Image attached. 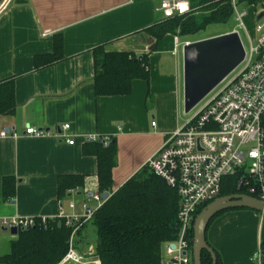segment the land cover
Segmentation results:
<instances>
[{
  "label": "crops",
  "instance_id": "0c3cea01",
  "mask_svg": "<svg viewBox=\"0 0 264 264\" xmlns=\"http://www.w3.org/2000/svg\"><path fill=\"white\" fill-rule=\"evenodd\" d=\"M156 2L12 0L0 13V82L15 80L17 105L13 116L0 117V132L13 129L17 134L0 137V217L72 222L77 216L73 247L84 264L98 259L96 243H87L94 226L84 217L85 205L97 209L89 196L99 192L98 160L84 154L85 139L108 137L117 145L111 172L116 192L186 124L179 114L184 111L183 47L202 40L167 35L156 42L146 33L163 18ZM58 41L62 58L37 69L35 58L53 54ZM101 47L106 53H133L140 59L145 55L148 81L133 80L129 95L97 96L94 51ZM62 125L70 126L74 146L61 138L25 134L33 127L53 135ZM75 175L85 178L83 186L60 199L59 178ZM6 178L14 180V194L8 198L3 192ZM207 230V243L223 264H255L253 255L264 236L262 215L225 212ZM5 232L0 228V257L17 238Z\"/></svg>",
  "mask_w": 264,
  "mask_h": 264
},
{
  "label": "trees",
  "instance_id": "16d2710c",
  "mask_svg": "<svg viewBox=\"0 0 264 264\" xmlns=\"http://www.w3.org/2000/svg\"><path fill=\"white\" fill-rule=\"evenodd\" d=\"M246 1L249 4L257 2ZM190 6L192 11L187 16L162 18L146 28V33L156 42L167 35L182 38L202 32L209 25L226 24L234 16L229 0H190ZM55 46L53 54L35 58L37 69L53 65L62 58V43L58 41ZM94 54L97 96L129 95L133 80L149 79L145 55L140 59L133 53H106L102 47L96 49ZM15 92V80L0 82V117L15 114ZM84 146V154L95 156L98 160L99 192L102 195L111 194L91 219L97 234L96 255L99 261L101 264H162L165 244L175 242L180 231V201L176 189L145 166L118 191L113 192L111 172L116 165L117 145L112 140L108 146L97 142H89ZM84 179L77 175L61 176L57 189L59 198L81 188ZM236 182L237 176L223 178L219 198L243 193L237 189ZM13 185L12 178L4 180L5 197L13 196ZM208 204L197 209L195 219ZM234 211L247 210L223 211L210 221L208 228L221 214ZM73 229L67 226L66 219H62L50 220L44 227L37 225L19 232L16 240L10 244V252L0 257V264H60L69 251ZM192 240L193 230L189 235L191 259ZM261 242L264 253V236ZM213 250L218 258L217 264H223L217 250ZM201 259L202 264H212V258L206 251L202 252Z\"/></svg>",
  "mask_w": 264,
  "mask_h": 264
},
{
  "label": "built area",
  "instance_id": "2783aa9c",
  "mask_svg": "<svg viewBox=\"0 0 264 264\" xmlns=\"http://www.w3.org/2000/svg\"><path fill=\"white\" fill-rule=\"evenodd\" d=\"M229 1L240 28L246 31L250 41L249 50L244 49L246 56L240 65L241 70L232 80L225 83L226 78L221 82L213 92L218 91L197 115L170 135L146 164L152 173L176 189L179 196L180 231L175 242H168L164 246L163 257L166 264H192L189 235L195 213L198 208L219 198L223 178L237 176L236 185L243 192L241 194L264 202V17L258 23L255 19V36L252 37L244 25L247 13L238 11V0ZM11 2L12 0H2L0 13ZM257 2L258 6L255 5ZM257 2L249 5L255 18L264 12V0ZM191 11L190 0H162L156 10L164 19L184 17ZM234 32L238 33L237 30ZM69 129V125L59 126L52 135L48 131L31 127L25 130V134L35 138H61L67 145L74 146L75 137L69 135ZM9 136L16 138L17 134L13 129L0 132L1 138ZM85 141L108 146L111 139L91 136ZM106 194L108 196L105 199V195L98 191L90 194L89 199L98 205L97 209H90L85 205V221H90L111 196L110 193ZM73 207L71 204V208ZM66 219L67 226L71 227L80 220L77 216L72 218V222L69 218ZM50 220L45 217L4 216L0 217V228L9 232L15 229L19 234L37 225L44 227ZM77 229H73L69 251L62 264H84L73 247V236ZM261 243L260 241L253 255L255 264H264ZM94 262L101 264L99 259Z\"/></svg>",
  "mask_w": 264,
  "mask_h": 264
},
{
  "label": "water",
  "instance_id": "95a60500",
  "mask_svg": "<svg viewBox=\"0 0 264 264\" xmlns=\"http://www.w3.org/2000/svg\"><path fill=\"white\" fill-rule=\"evenodd\" d=\"M262 17L264 12L256 22ZM183 56L184 113L189 114L243 63L246 55L239 34L233 31L189 43L183 47ZM236 209L251 210L264 217V202L245 194L222 196L209 203L193 223V264H202L203 251L210 254L212 264H217L218 258L206 240L208 225L221 212ZM10 233L18 236L15 229Z\"/></svg>",
  "mask_w": 264,
  "mask_h": 264
},
{
  "label": "rangeland",
  "instance_id": "374dc122",
  "mask_svg": "<svg viewBox=\"0 0 264 264\" xmlns=\"http://www.w3.org/2000/svg\"><path fill=\"white\" fill-rule=\"evenodd\" d=\"M161 2V0H157L156 3ZM249 2H247L246 0H238V11L240 13H247V16L244 19V25L246 26L247 32L249 35H251L252 37L255 36V16H254V11L252 9H250L249 6ZM255 5H259V3L257 2V4L255 3ZM233 30H237L239 35H240V39L243 42V46L244 49L246 51L249 50L250 48V41L248 40L247 37V33L246 31H244L243 29L240 28L238 21L236 20V17L233 16L230 21L226 24H216V25H209L207 26V28L205 30H202V32H199L195 35H191V36H187V37H182L181 39L184 40H202L204 38H213L219 35H223L225 33H230ZM242 66H239L238 68H236V70L226 79L225 83L232 80L233 77H235L239 71L241 70ZM218 91V90H217ZM213 92L212 94H210L209 96H207L203 102L201 104H199L196 108H194L192 111L189 112V114H185L184 111L181 113L179 112V114H181V119L183 123H188L191 119H193L197 113L204 107V105L206 104L207 101L210 100L211 97H213V95H215V93L217 92ZM251 211V210H250ZM254 212V211H253ZM256 213V212H254ZM92 226V225H91ZM92 232L91 235H89L88 237V241L87 243H91V244H95L97 242V234L95 233V228L92 227L91 229ZM4 234L9 235V232H5Z\"/></svg>",
  "mask_w": 264,
  "mask_h": 264
}]
</instances>
